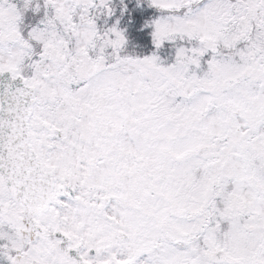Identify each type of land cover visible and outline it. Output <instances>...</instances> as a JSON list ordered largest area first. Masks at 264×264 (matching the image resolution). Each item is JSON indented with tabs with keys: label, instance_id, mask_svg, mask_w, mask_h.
<instances>
[{
	"label": "snow or ice",
	"instance_id": "snow-or-ice-1",
	"mask_svg": "<svg viewBox=\"0 0 264 264\" xmlns=\"http://www.w3.org/2000/svg\"><path fill=\"white\" fill-rule=\"evenodd\" d=\"M0 264H264V0H0Z\"/></svg>",
	"mask_w": 264,
	"mask_h": 264
}]
</instances>
